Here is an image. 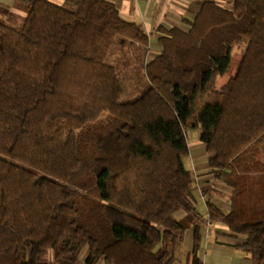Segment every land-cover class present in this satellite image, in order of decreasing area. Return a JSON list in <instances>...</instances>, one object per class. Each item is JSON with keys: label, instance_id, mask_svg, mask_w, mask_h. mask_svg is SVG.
<instances>
[{"label": "trees", "instance_id": "obj_1", "mask_svg": "<svg viewBox=\"0 0 264 264\" xmlns=\"http://www.w3.org/2000/svg\"><path fill=\"white\" fill-rule=\"evenodd\" d=\"M226 2L202 0L183 26L159 25L148 87L120 101L105 56L116 35L148 45L135 21L110 0H15L22 26L0 22V264H78L83 247L87 264H169L185 230L174 214L195 211L189 148L175 141L208 107L200 118L208 162L232 189L231 209L208 201V217L244 234L235 245L264 264V213L242 207L240 180L264 174L255 154L264 138V0ZM201 237L197 224L187 264H202Z\"/></svg>", "mask_w": 264, "mask_h": 264}, {"label": "crops", "instance_id": "obj_2", "mask_svg": "<svg viewBox=\"0 0 264 264\" xmlns=\"http://www.w3.org/2000/svg\"><path fill=\"white\" fill-rule=\"evenodd\" d=\"M110 1L117 6L123 17L135 21L149 35L146 53L150 57L158 54L161 48L157 41L160 35L157 27L161 24L183 26L182 19H192L193 10L199 8L202 0ZM25 15L26 12L16 6L15 0H0L1 23L7 24L12 18L20 23ZM209 109L210 107L202 112L197 119L200 120L202 114L207 113ZM183 117H185V111ZM203 129L201 126L185 125L183 136L189 148V155L185 159L189 165H185L194 176L195 211L178 210L174 214L175 218L184 224L185 230L182 239L176 241L171 247L172 260L169 264H187L197 224L202 233L198 250L202 264H253L249 253L235 245V243L244 241L245 235L242 233L233 234L226 224L210 220L208 217V201L224 211L231 209L232 189L212 172L206 150L207 131ZM240 180L245 187V193L241 199L242 207H246L249 212L264 213V175L259 172L251 173L246 177H241ZM48 260L51 261L49 254ZM78 264L87 263L84 258L79 256ZM92 264L106 263L103 260H97Z\"/></svg>", "mask_w": 264, "mask_h": 264}, {"label": "rangeland", "instance_id": "obj_3", "mask_svg": "<svg viewBox=\"0 0 264 264\" xmlns=\"http://www.w3.org/2000/svg\"><path fill=\"white\" fill-rule=\"evenodd\" d=\"M218 1L221 4H225V5L227 4L226 0H218ZM7 24L15 28H20L23 24V21H20L19 23L18 21H16V19L12 18L11 21ZM146 46L147 45H143L141 43L135 42L124 36L116 35L105 56V61L114 67L119 82L122 86L123 91L120 97V101H131L136 99L143 93V91L149 85V79L145 71V64L152 56L149 57L148 54L146 53L147 52ZM244 46L245 43L240 42L234 44L231 47V49H229V61L231 62V60H233L232 62L233 65L230 71L224 69L222 73H219V75L216 78L217 87H220L228 79L231 72H233V69L235 68L234 66L235 60L239 59V57L241 56ZM184 108H185V97L182 95L177 104L178 114L181 118L183 117L185 111ZM181 120L185 122L184 117ZM185 125H184V129H185ZM187 125L201 126V128L203 129V123L200 122V120H198L197 118L193 122ZM175 142L176 144H186L183 135L179 137ZM255 151H256L255 154L257 155L259 162L261 164L264 163V138L257 144ZM185 164L187 166L189 165L187 160L185 161ZM85 252L86 249L85 247H83V249L80 252L81 258H84ZM48 254L50 255V257H52L51 250H49Z\"/></svg>", "mask_w": 264, "mask_h": 264}]
</instances>
